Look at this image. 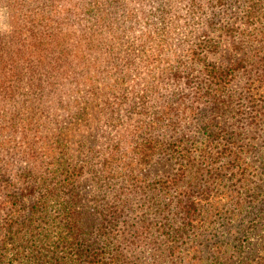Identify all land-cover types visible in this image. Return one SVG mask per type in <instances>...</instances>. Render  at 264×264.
<instances>
[{"label": "trees", "instance_id": "1", "mask_svg": "<svg viewBox=\"0 0 264 264\" xmlns=\"http://www.w3.org/2000/svg\"><path fill=\"white\" fill-rule=\"evenodd\" d=\"M0 3L19 15L16 32L0 33V264H143L133 253L145 247L148 264H264V0H216L219 12L232 8L223 31L238 58L229 66L203 59L218 43L196 33L201 0ZM180 34L174 50L170 39ZM106 37L114 52L125 46L128 54L168 58L150 85L154 93L160 85L169 90L150 128L169 137H142L131 146L141 159L165 156L174 171L139 185L109 180L113 196L94 199L89 212L76 198L81 169L70 166L58 141L37 156L34 138L58 122L56 112L72 119L86 104L78 86L102 83V58L96 60ZM52 102L62 108L44 126L35 116L48 110L40 103ZM31 158L46 178L26 192L36 199L24 212L19 195L37 176L9 167ZM112 171L114 177L121 167ZM57 189L67 192L54 211L48 205Z\"/></svg>", "mask_w": 264, "mask_h": 264}, {"label": "rangeland", "instance_id": "2", "mask_svg": "<svg viewBox=\"0 0 264 264\" xmlns=\"http://www.w3.org/2000/svg\"><path fill=\"white\" fill-rule=\"evenodd\" d=\"M201 1L204 17H202V22L199 24L196 33L200 34L203 40L218 43L216 52L213 54L204 53L203 59L206 62L229 66L233 60L238 58L237 54L232 51L230 40L226 39L227 36L224 32L232 24V8L226 13H221L215 9L216 0ZM215 13H221L216 18L218 22L213 17ZM210 19L213 24H210ZM18 29L19 15L17 8L3 6L0 3V33H13ZM182 35L180 34L177 37L172 35L170 42L174 50L176 49L175 45L178 44L176 40ZM185 38L188 40L186 35ZM125 50V46H121L117 47L116 52L112 51V41L110 37H106L102 52H100L101 55L98 56V53L96 55V52L93 55L95 58L98 56L96 61H101L102 58V71L100 73L102 83H95L90 86L86 83V85L78 86L79 94L77 97L81 102L86 103L85 105H78L79 112L75 116H79L77 118H74V116L72 119L63 118V113H60V115L58 111L56 112L58 113V122L53 123L46 130H44V127L39 140L34 138V140H37V144H41V148L36 153L37 156L46 154L48 147L45 146V143L58 141L59 146L68 158L70 166L81 169L82 177L80 176L81 179L79 178V181L75 184L76 198L79 199L78 203H82L85 210L89 212L92 211L95 205L92 203L94 199L99 197L107 200L113 196L114 187L105 184L109 180H127V183L134 181L139 185V182L146 184L147 181L150 182L153 179L169 175L174 171L173 165L165 156H156L149 161L148 159H141L139 154L132 150L131 146L133 142L141 140L142 137L155 138V136H159L165 141L169 137L166 132H161V135H159L160 133L150 128V122L153 118L152 113L156 115V109L159 108L162 101L167 100L169 93L166 85H160L155 93L150 85L157 83L153 77L158 76L159 69L165 67L168 58L163 55L160 57V61H155L150 51L144 55H133L126 53ZM90 71L94 72V70ZM66 88L63 87V89ZM86 89H90V91L84 93ZM147 89L150 90L146 99L138 100L139 95ZM99 92H107L108 95L112 94L113 96L122 93L126 98L124 101L119 102L115 97L112 100L108 95L103 97L99 94L97 97L94 94ZM40 104L43 109L48 110H44V115H36L35 117H39V122H42V125L45 126V124H50L53 118L56 119L52 115L53 110H59L62 107L56 102ZM62 105L70 107L69 101H64ZM113 109L118 110L113 112ZM61 126L63 128L58 130ZM28 152H32V150ZM16 153L19 155L18 152ZM35 158L28 161L20 160L18 164L9 167L13 173H23V171L32 168L37 176V181H28L22 187V195H19L22 196L21 201L26 205L24 212L27 211L29 201L36 199L35 195L27 196L26 192L36 187V185L39 186L46 178L43 175V169L38 166ZM116 164L121 167V171L120 173H114V177H112V167ZM108 165L107 171H110V174L104 180H101L100 177ZM130 174H136V178L132 175L129 176ZM98 183L99 187L103 186V190L98 189ZM66 192V189H57L56 197L51 198L48 208L57 211L54 201L55 199L66 198ZM17 228L19 236L22 237L24 234L23 226ZM133 257H137L143 264H148L151 259L150 249L148 247L138 248L134 251Z\"/></svg>", "mask_w": 264, "mask_h": 264}]
</instances>
